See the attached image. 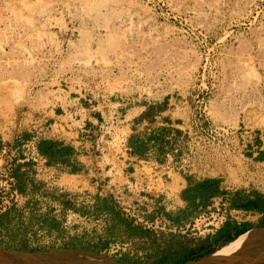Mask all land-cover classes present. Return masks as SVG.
<instances>
[{"label":"rangeland","instance_id":"rangeland-1","mask_svg":"<svg viewBox=\"0 0 264 264\" xmlns=\"http://www.w3.org/2000/svg\"><path fill=\"white\" fill-rule=\"evenodd\" d=\"M202 97L214 122L238 128L239 149H246L241 141L255 146L264 136V0H0V136L8 145L31 132L24 112L43 114L68 100L82 101L100 121L111 103L129 102L130 117L143 105H164L177 122L202 109ZM18 157L0 155V247L107 243L94 251L126 264H160L167 251L187 243L182 237L189 232L156 236L104 215L96 205L101 199L82 198L84 190L94 193L92 184L60 179L54 168L35 165L30 189L36 190L28 195ZM240 158L221 173L226 184L264 193L256 181H264L263 165ZM18 183L23 191L15 192ZM70 207L88 217L65 228L61 215ZM228 218L256 222L260 214Z\"/></svg>","mask_w":264,"mask_h":264},{"label":"built area","instance_id":"built-area-1","mask_svg":"<svg viewBox=\"0 0 264 264\" xmlns=\"http://www.w3.org/2000/svg\"><path fill=\"white\" fill-rule=\"evenodd\" d=\"M197 101L203 104L202 109L200 107V110L190 111L185 119L182 118L174 125L166 124L170 128L169 131L154 132V135L142 134L147 127V132L152 131L149 124H144L146 121L140 119L147 110V105H143L142 110L130 117L129 109L126 108L129 102L111 103L108 119L102 118L96 127L88 125L85 120L77 125L80 131L76 138L78 152L96 159L97 167L88 170L90 174L60 172L59 178L73 176L86 179L88 184L95 187L94 193L91 190L83 191L85 196L82 198L86 202L107 199L115 204L133 225L152 231L156 236L161 233L171 235L177 232H212L218 229L228 219L229 214L239 211L228 207L229 200L225 195L213 197L211 203L199 209L190 221L181 220L176 223L166 215L184 208L181 179L187 176L227 172V168L236 166L240 157L245 161L255 160L263 167L264 162L257 160L253 154H247L250 147L256 148L250 142L241 141V145L246 149H239L238 128L214 122L207 112L208 103L204 98ZM80 107L84 112L90 111L82 101ZM148 111L151 109L148 108ZM161 111L156 106L152 108L155 119L161 115ZM43 117L41 114L27 112L22 115V119L29 120L31 126ZM59 124L68 129L67 122L60 121ZM51 130V125L44 128V131ZM111 130L113 133L117 132L119 137L118 151L114 148L116 137ZM136 133L139 140L147 146L144 154L136 153L130 143L132 134ZM156 138L160 139L165 148L161 154L156 150ZM19 140L20 144L11 150L19 156L18 160L34 162L40 166V171H48L46 159L38 150L39 134ZM8 147L4 144L0 155L8 153ZM256 181L264 186V181ZM251 184L254 185L255 182L252 180ZM17 189L14 191L17 192ZM73 195L69 194L70 200L75 202ZM78 217L86 219L88 215L75 210V207L66 209L61 215L63 227L75 225ZM200 226H203V229H200Z\"/></svg>","mask_w":264,"mask_h":264},{"label":"crops","instance_id":"crops-1","mask_svg":"<svg viewBox=\"0 0 264 264\" xmlns=\"http://www.w3.org/2000/svg\"><path fill=\"white\" fill-rule=\"evenodd\" d=\"M155 106H150L149 109L154 108ZM160 110L161 111V115H159L156 119L154 118L155 115L152 114L151 111L146 110L143 115L141 116L140 119L145 120L146 122H144V124L148 123L149 126L151 127L152 131L147 132L148 128L147 127L142 134L144 135H154V132H167L170 130L169 127L166 126L167 125H174L176 123V120L173 119V116H168L167 110H164L162 108H164V105L160 106ZM71 111L70 113L68 112ZM63 111H66L67 113L64 114ZM41 115H43V119L40 121H36L35 123L32 124V129L30 130L31 132L25 133L23 134V138H30L31 136L35 135V134H39V140L41 139H50L53 140L57 145V148H63L65 149V154L64 155H60V156H54V157H47L44 156V158L46 159V166L48 168H54L55 171L59 170V172H70V173H81V174H87L88 170H92L95 169L96 166V159L94 158H90L84 154H81L78 152V142H77V137L79 135V129L77 127V125L81 124L83 122V120H85L88 125H92L95 126L97 125V123L100 120V117L95 114L92 113L90 111H82L81 107H80V102L76 101L75 99L73 100H68L66 102V104L60 105L56 108H52L48 111H46L45 113H41ZM189 115V113H188ZM60 121H65L67 122V126L68 129H65L62 125H58V122ZM70 122V123H69ZM164 124V126H163ZM47 125H51L52 126V130L51 131H44V128ZM58 127H57V126ZM150 133V134H149ZM138 134H132V136L134 138H138L137 136ZM260 137L256 140V145L255 147L258 149L256 153H253V155L256 154H262L264 156V136L263 135V131L260 132ZM131 136V137H132ZM153 137V136H152ZM151 138V136H150ZM160 139L156 138L157 144H156V150L159 154L163 153L165 148L164 146H162V144L159 141ZM0 141H1V145H0V150L2 149L3 145L6 144V140L5 137L2 135L0 136ZM251 144H253V140L250 142ZM17 143L15 142H11L10 145L7 144L8 147V152H11L12 148L14 146H16ZM143 153L146 151L147 146L143 143ZM260 161L264 162V158L261 159ZM36 163L34 162H30V161H23V167H22V174L23 176L27 177V182H28V195H30L33 190L35 191L36 189L32 188V190L30 189L31 186V182L34 181L33 175H34V167H35ZM75 168V171L72 172L71 168ZM227 170L229 171L230 169L227 168ZM223 173V172H222ZM90 174V173H88ZM207 179H213V180H217L218 181V186H219V191L216 194H212L210 196H208L207 198H200L197 197L196 199H194L193 201H188V200H184V208L181 211H178L176 213H172V215L178 217V219L173 220L174 222L178 223L181 220H185V221H190L191 218L194 216V214L201 208H205L207 207L211 201L213 197H217V196H228V207H232L233 206V202H237V204L240 203H246L248 202V200L250 198H253V191L249 192L248 190H242V189H237V188H232L231 186L227 185L226 183L229 181L228 178L225 175L222 174H202V175H198V176H187L184 179H181L182 183H181V193L183 191H185L187 188L189 187H193L197 184H200L201 182H203L204 180ZM239 211H244V212H250V213H255V214H260V218L254 222L251 219H238V218H228L227 220L229 222H232L234 224H236V226L238 227L239 230H251L250 225L251 224H256L262 217H263V213H259V212H255V211H251V210H244V209H238ZM102 212L104 213V215H108V217H111V214L108 210H102ZM108 219V218H105ZM226 220V221H227ZM225 221V222H226ZM223 223L218 229L212 231V232H207V235L205 233V231L201 232H196V231H190L189 233H187L185 236L182 237V239L187 240V243H183L180 247L176 248V249H171L169 252H166V255H171L173 260H178L181 259L182 254H188L189 252H194V253H199V252H205L207 250V248L209 247H216L217 243L214 241V239L218 236L219 234V230L221 228H223L225 226L226 223ZM133 225V224H131ZM254 229V228H252ZM242 232V233H243ZM241 233V234H242ZM197 236H194L196 235ZM142 234H140L139 236H141ZM173 235V234H171ZM193 235V236H191ZM239 236V235H238ZM238 236H235L231 241H234ZM192 237V238H189ZM143 238V237H142ZM189 239L191 242H189ZM229 241V242H231ZM229 242L227 243H223L221 244L219 247H217L215 249V251L208 255V256H203L201 259L199 260H191L188 262H185L183 264H188L190 262H198L201 261L213 254H215L218 250H220L222 247H224L225 245H227ZM172 260V261H173ZM120 261V260H119ZM122 262V261H121ZM123 263V262H122Z\"/></svg>","mask_w":264,"mask_h":264},{"label":"trees","instance_id":"trees-1","mask_svg":"<svg viewBox=\"0 0 264 264\" xmlns=\"http://www.w3.org/2000/svg\"><path fill=\"white\" fill-rule=\"evenodd\" d=\"M258 141V140H257ZM130 143L134 148V151L138 154H142L144 147H143V142L139 140V138H134L133 136L130 139ZM1 145V144H0ZM57 144L50 139H41L38 142V150L39 152L47 157H54V156H62L65 154V149L63 148H57ZM257 160H261L264 158L262 154H258L255 156ZM71 171L74 172L75 168H71ZM14 176L18 179L19 174L15 173ZM17 188L20 191H23V188L21 186V183L17 184ZM219 191V186H218V181L213 180V179H207L201 182L200 184H197L193 187L187 188L185 191L181 193V196L184 200L188 201H193L197 197L200 198H207L208 196L212 194H216ZM253 198H250L248 202L246 203H240L237 204V202H233V207L236 209H244V210H251L259 213H263V217L256 223V224H251L250 227H257V226H264V193L258 192V191H253ZM97 205V208L102 211V210H108L112 215L115 217H118L121 221L124 223L131 225L132 222L129 220H125L120 216V213L115 211L112 206L109 205V202L107 199H103ZM170 219L175 220L179 218L172 215L171 213L166 214ZM225 226L219 230L218 236L214 239V241L217 243L216 247H209L205 252H199V253H194V252H189L188 254L184 255L181 259L178 260H173L172 256L165 255L162 259L160 264H182L186 261L189 260H194L198 259L200 257H203L205 255H208L215 251L217 247H219L221 244L226 243L230 240H232L235 236H237L239 233L243 232V230H239L236 224L229 222L228 220L225 222ZM70 248H76L75 246H69ZM107 247V243H97L92 246H86L83 249L87 250H96L97 248ZM36 250V249H34ZM173 260V261H172ZM126 264V263H123ZM129 264H142L141 262L134 260L130 262Z\"/></svg>","mask_w":264,"mask_h":264},{"label":"water","instance_id":"water-1","mask_svg":"<svg viewBox=\"0 0 264 264\" xmlns=\"http://www.w3.org/2000/svg\"><path fill=\"white\" fill-rule=\"evenodd\" d=\"M252 228L258 230L255 239L240 256H238L229 264H264V226H257ZM241 233H239L238 235H240ZM201 258L202 257L194 260H199ZM0 264H123V263L118 259H115L101 252H97L94 250H87L83 248L81 249V248L61 247L54 249L24 250V249H12V248L0 247Z\"/></svg>","mask_w":264,"mask_h":264},{"label":"bare ground","instance_id":"bare-ground-1","mask_svg":"<svg viewBox=\"0 0 264 264\" xmlns=\"http://www.w3.org/2000/svg\"><path fill=\"white\" fill-rule=\"evenodd\" d=\"M258 233L257 229H251L240 234L234 241L218 250L215 254L198 262L188 264H229L240 256L253 242Z\"/></svg>","mask_w":264,"mask_h":264},{"label":"flooded vegetation","instance_id":"flooded-vegetation-1","mask_svg":"<svg viewBox=\"0 0 264 264\" xmlns=\"http://www.w3.org/2000/svg\"><path fill=\"white\" fill-rule=\"evenodd\" d=\"M185 254H182V256L181 257H183Z\"/></svg>","mask_w":264,"mask_h":264}]
</instances>
